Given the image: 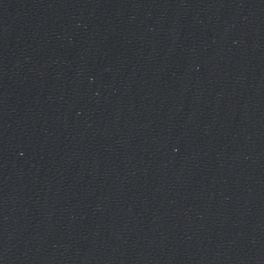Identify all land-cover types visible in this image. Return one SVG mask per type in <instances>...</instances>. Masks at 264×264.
Wrapping results in <instances>:
<instances>
[{
	"label": "water",
	"instance_id": "95a60500",
	"mask_svg": "<svg viewBox=\"0 0 264 264\" xmlns=\"http://www.w3.org/2000/svg\"><path fill=\"white\" fill-rule=\"evenodd\" d=\"M0 264H264V0H0Z\"/></svg>",
	"mask_w": 264,
	"mask_h": 264
}]
</instances>
